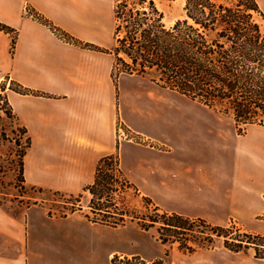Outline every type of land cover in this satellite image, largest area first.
Here are the masks:
<instances>
[{"label":"crops","instance_id":"crops-1","mask_svg":"<svg viewBox=\"0 0 264 264\" xmlns=\"http://www.w3.org/2000/svg\"><path fill=\"white\" fill-rule=\"evenodd\" d=\"M113 18L98 0H0V23L12 29H0V94L30 140L24 184L86 193L101 159L118 152L124 177L166 212L220 226L260 220L264 126L240 135L232 117L139 75L116 85ZM118 123L134 139L119 140ZM15 209L0 204V264H110L144 253L131 241L135 223ZM183 254L181 264H210L201 250Z\"/></svg>","mask_w":264,"mask_h":264},{"label":"trees","instance_id":"trees-1","mask_svg":"<svg viewBox=\"0 0 264 264\" xmlns=\"http://www.w3.org/2000/svg\"><path fill=\"white\" fill-rule=\"evenodd\" d=\"M184 12L183 18L169 24L157 0H115L112 53L116 58V85L121 74L139 75L232 117L240 135L245 134L249 126H264V26L256 18V15L264 18V12L258 1L186 0ZM44 23L60 35L68 36L48 20ZM0 29L12 32L2 23ZM15 43L14 39L13 47ZM2 111L8 119L17 121L6 97ZM19 133L24 135L26 130L20 128ZM26 140L21 157L23 188L39 194L67 196L24 184L23 158L30 146V140ZM115 175L119 184L116 189L108 183ZM128 190L141 197L146 213L130 210L115 201L113 192ZM85 191L92 195L89 207L95 217L86 214L91 222L113 228L135 223L144 231L155 230L154 236L159 243L169 247L177 245L185 254L211 249L216 238L224 237L226 249L241 252L252 247L255 257L264 259V236L234 233L230 227L169 213L150 197L141 195L124 177L118 152L101 159L94 182ZM81 197L82 194L69 195L71 201L67 202L71 207L61 217L82 211L83 207L78 205ZM46 200L42 197L41 203ZM169 254L168 249L165 255ZM110 264L169 263L165 258L146 260L140 255L116 254Z\"/></svg>","mask_w":264,"mask_h":264},{"label":"rangeland","instance_id":"rangeland-1","mask_svg":"<svg viewBox=\"0 0 264 264\" xmlns=\"http://www.w3.org/2000/svg\"><path fill=\"white\" fill-rule=\"evenodd\" d=\"M98 1L100 7H105V14H107L108 7H114L115 5V0ZM257 1L264 12V0ZM185 3L186 0H157V5L164 11L166 21L169 24L184 17ZM256 18L260 24L264 26V18L260 15H256ZM4 106L5 96L2 95L0 98V204H2V206L8 211H16L17 209L15 208L18 205L27 207L38 201V204L45 206L52 212V215L61 216L63 213L69 212V208L71 207L67 202L71 201L69 200V195L60 197L53 196L49 193L39 194L30 188H23L21 182V157L27 140L19 133V123L6 117L2 111V107ZM217 113L221 114L218 111ZM113 173L114 172H108L110 175ZM108 183L112 185V188L116 189V185H119L117 183L116 175L114 179L109 180ZM42 197L47 199L45 203H41ZM113 198L115 201L117 200L120 205H124L130 210H138L141 213L147 212L141 197L136 196L133 190H128L125 193L122 191L117 193L113 192ZM91 200L92 195L90 192L83 193L78 205L83 207V213L85 215L90 213L92 217H95L89 207ZM263 223L264 216L260 217V220H256L249 225L241 221L232 220L228 221L224 226L233 228L234 233L238 232L241 234L246 233L264 236L260 233L264 230L261 227ZM130 224L131 223L128 225ZM201 229L203 228L201 227ZM133 232L132 236H130L132 243L136 245L139 250L144 252L142 253V256L148 260L153 257H160L165 258L169 264H181L189 259L188 255H184L178 250L177 245L169 247L159 243L154 236L155 230L145 232L137 226ZM122 233L123 232H116V237L123 236ZM224 240V237L216 238L213 248L199 249L201 250V255H206L202 256L201 259L210 262V264H264V259L255 257L254 248L251 247L241 252H232L223 246ZM140 244H142L141 247ZM168 249L170 254L167 257L165 254Z\"/></svg>","mask_w":264,"mask_h":264},{"label":"built area","instance_id":"built-area-1","mask_svg":"<svg viewBox=\"0 0 264 264\" xmlns=\"http://www.w3.org/2000/svg\"><path fill=\"white\" fill-rule=\"evenodd\" d=\"M117 134H118V138H119V140H122V139H134V136L132 135V133H130V132L124 127V125H122V123H119V124H118Z\"/></svg>","mask_w":264,"mask_h":264}]
</instances>
